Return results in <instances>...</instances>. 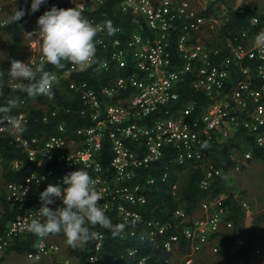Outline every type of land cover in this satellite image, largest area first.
Returning <instances> with one entry per match:
<instances>
[{
    "label": "built area",
    "instance_id": "2783aa9c",
    "mask_svg": "<svg viewBox=\"0 0 264 264\" xmlns=\"http://www.w3.org/2000/svg\"><path fill=\"white\" fill-rule=\"evenodd\" d=\"M32 2L0 0V26L17 9L30 16L24 30L25 50L19 61L33 66L39 63L42 52L37 22L52 7H78L101 30L95 38L96 56L87 70L79 71L68 61H62L63 68L52 65L49 70L57 78L51 90L64 87L72 92L78 104L76 111L89 120L88 124L76 126L60 121L54 133L24 137L10 131L8 124L0 120V139L21 143L24 152L23 159H10L9 167L18 170L33 166L22 179L4 182L1 193L12 215L0 233V252L21 237L32 235V249L25 253L26 258L44 260L59 253L58 242L49 236L38 238L28 231V225L32 219H43L38 213L40 194L49 184L68 186L63 183L67 174L57 173L56 168H75L87 171L94 180L101 195L100 206L107 217H116L112 224H126L119 238L135 236L140 244L156 245L157 238L175 225L179 232L162 239V247L176 252L180 239H184L189 252L182 261L189 264L211 234L224 225L232 226L226 218L222 196L201 199L198 215L178 207L174 217L181 219L166 221L144 218L148 191L158 179L167 178L172 164L196 160L203 169L199 186L207 188L221 168L206 159L201 147L204 137L224 139L240 126L257 145H264V49L255 47L259 31L251 29L260 23L259 16L251 15L247 26L238 32L221 30L228 8L260 11L264 0H45L34 13ZM105 21H111L114 34H108ZM243 61L247 64L243 65ZM235 62L244 77L230 94L224 93ZM254 81H259L257 87L252 85ZM23 82L10 76L7 79L12 89ZM186 86L193 92L201 91L212 102L196 109V99L183 94ZM35 101L21 97L19 108L11 115L24 124L28 118L24 107ZM62 106L43 112L41 120L46 122L50 116L58 115ZM62 109L66 112L69 106ZM1 147L0 141V167ZM250 157V152L244 153V159ZM159 161L164 162L160 175L149 173L159 167ZM240 168V162L233 166L236 171ZM177 178L170 185L172 194L179 185ZM59 205L62 201L57 199L49 207ZM241 206L244 212L249 211L245 199ZM103 238L101 232L95 249L101 247ZM244 242L245 238L239 236L233 244L240 246ZM253 250L243 264H254L256 258L264 262V246L256 245ZM137 251L138 245L127 251L133 264H153L148 254L135 256ZM89 261L95 264L96 256L90 255Z\"/></svg>",
    "mask_w": 264,
    "mask_h": 264
},
{
    "label": "trees",
    "instance_id": "16d2710c",
    "mask_svg": "<svg viewBox=\"0 0 264 264\" xmlns=\"http://www.w3.org/2000/svg\"><path fill=\"white\" fill-rule=\"evenodd\" d=\"M108 9V8H107ZM253 14H257L260 19V23L254 26L253 30L258 28V31L264 30V26L261 25L264 21V8L260 11L249 10L245 8H228L226 11L227 19L222 25L221 30H232L233 32L240 31L248 24L249 17ZM11 17V16H10ZM9 17V19H10ZM30 16L24 15L16 23H6L0 26V30L9 34L10 46L8 54L5 58L0 60V106H4L6 101L10 98L20 99L26 97L27 100H31L33 97H29L26 93L17 89H12L7 84L9 77L8 71L11 68L12 60H20L25 44L21 45V36L24 37V43L26 40L25 28L29 24ZM260 26V27H259ZM223 55H221L222 57ZM243 65L247 64L246 61L242 62ZM52 65L47 64L45 70L49 71ZM243 74L240 71V65L232 63L231 65V78L226 82L224 93L230 94L240 79H243ZM23 83H27L24 81ZM254 87L259 85V81H254L252 84ZM54 94L53 99H49L47 96L38 95L34 97L36 100L33 103L27 104L24 109H27V121L23 124L24 131L21 133L24 137L41 136L49 133H54L56 129V123L64 121L66 124L84 125L88 124L87 118L80 117L76 111L78 104L76 103L75 95L62 87L61 89L51 90ZM184 96H188L196 99V109H200L202 106L212 102V98L207 97L201 91L193 92L187 86L183 90ZM264 98V92H263ZM69 106L68 111H63L62 107L59 108L58 115L50 116L46 122L41 120V114L52 109L56 105ZM60 107V106H59ZM19 106L12 109L11 113L16 111ZM10 113V114H11ZM2 115V114H0ZM1 152L3 156L2 162V178L3 181H15L22 179L29 170L33 167L22 166L18 170H12L9 167V161L12 158H24V152L22 144L19 142H13L6 137H1ZM207 142L210 147L203 148L202 145ZM201 147L206 151V159L212 162L215 166L221 168V173L215 177L213 181L207 186V188H201L199 181L203 176V169L199 160L188 162L184 165L172 164L168 169V176L164 181L157 180V183L153 185L152 189L148 191V200L145 205L144 218L159 217L166 221L180 220V216L174 217V212L178 207H181L187 213H193L199 201L203 198H216L222 196V204L226 208V218L232 221V226L224 225L222 229L214 234H211L209 241H213L214 237H218L219 241L216 243V251L218 259L212 264H238V261L242 263L246 262L249 257L253 255V248L259 244L258 241L264 240V233L260 232L257 228L260 222L264 220V210H262L257 216L251 219L249 225L244 224V211L239 201L236 199L234 193L229 190L225 177L230 168L235 163L233 151L249 150L251 157L264 162V145H257L252 136L249 135L245 129L238 127L233 135L224 139L219 137L203 138ZM162 161L158 162L157 169H150L148 172L154 175H160L163 170ZM77 169H64L56 168L57 173L69 174ZM183 171L184 180L178 185L174 194L170 191V185L176 180L178 171ZM0 233L3 231L6 222L12 215L10 209L7 208L3 201V195L0 193ZM62 206V205H59ZM58 207V206H57ZM56 208V207H55ZM55 208H53L55 210ZM193 211V212H192ZM111 222L116 221V217L109 216ZM179 223V221H178ZM88 227L98 233L103 232L104 238L102 245L99 249L94 248L96 240L89 241L86 244H82V248H72L68 246V251L71 254L77 256V264H92L89 261L90 255L96 256L95 264H133L132 256L128 255V249L131 246L138 245V251L135 256L139 254H148L149 260L153 264H184L175 262V257L183 255L189 252V246L184 239H180L178 244V250L176 252L166 251L162 247V239L166 238L169 233L179 232V227L175 225L171 226L163 235L157 238L156 245L148 244L147 242L138 241L137 237L113 238L111 232L108 229L102 228L99 225ZM58 236H65L63 232L55 235H49L51 239H55ZM243 236L245 242L236 246L234 240L236 237ZM32 235H26L9 244L2 250L1 253L7 254L15 252L25 257V253L32 249L33 242ZM264 246V245H263ZM26 258V257H25ZM28 259V258H27ZM238 259V261H237ZM1 262V257H0ZM94 264V263H93ZM189 264H207L198 258H193Z\"/></svg>",
    "mask_w": 264,
    "mask_h": 264
},
{
    "label": "clouds",
    "instance_id": "9594fccd",
    "mask_svg": "<svg viewBox=\"0 0 264 264\" xmlns=\"http://www.w3.org/2000/svg\"><path fill=\"white\" fill-rule=\"evenodd\" d=\"M44 2L45 0H33L31 11H38ZM25 14V10L17 9L7 23H16ZM37 23L42 52L39 63L33 66L28 62L12 60L8 75L16 81H27L19 87L29 97L44 95L51 100L54 98L51 88L57 78L45 70L46 65L63 68L62 61H68L79 71L87 70L96 56L95 38L101 27L90 23L78 7H52L39 17ZM105 26L109 35L115 33L111 21H105ZM254 44L255 47L264 49V30L255 36ZM17 106L16 99H8L4 106H0V120L8 124L10 131L20 134L24 131V125L19 117L10 114ZM202 147L208 148L210 145L205 142ZM63 183L68 186L62 188L49 184L40 194L42 204L38 213L43 219H32L28 225L29 232L41 239L63 232L66 244L72 248L96 240L100 236V233L90 229L88 225H99L108 229L113 238L120 236L126 224L113 225L106 216L100 206L101 195L87 171L79 169L71 172L63 178ZM57 199L62 201V206L54 210L49 205L55 204Z\"/></svg>",
    "mask_w": 264,
    "mask_h": 264
},
{
    "label": "rangeland",
    "instance_id": "374dc122",
    "mask_svg": "<svg viewBox=\"0 0 264 264\" xmlns=\"http://www.w3.org/2000/svg\"><path fill=\"white\" fill-rule=\"evenodd\" d=\"M21 45H24V37L21 36ZM10 46V36L8 33L0 30V60L6 57L8 54V49ZM237 157L241 156V153L237 152L235 154ZM233 178H231V183H229L230 189L234 190L238 197L240 198V205L242 199H245L249 205V211L247 214L244 212V224L249 225L252 218L257 216L262 210H264V202L261 200V194L263 190L264 183V162L258 159L252 158L247 166L238 172L233 173ZM178 184L182 183L184 180V174L181 172L177 178ZM4 186V181L2 178V167H0V193L2 192ZM0 202V210H1ZM245 209V208H244ZM243 209V211H244ZM193 212V211H192ZM196 215L200 213L198 208H195L193 212ZM260 232L264 233V220L259 223L257 226ZM60 245V251L57 255H52L48 259L44 260H31L25 258L23 255H20L15 252H10L7 254L0 252L1 262L0 264H50L51 261H54L55 264H77V256L69 253L68 245L66 244V236H58L54 239ZM259 244L264 245V240L258 241ZM82 248V245L78 246ZM204 258L198 257V254L195 253L192 257L198 258L201 261L211 264L215 261L218 256L214 251L209 250L204 252ZM183 255L176 256L175 262H182Z\"/></svg>",
    "mask_w": 264,
    "mask_h": 264
},
{
    "label": "crops",
    "instance_id": "0c3cea01",
    "mask_svg": "<svg viewBox=\"0 0 264 264\" xmlns=\"http://www.w3.org/2000/svg\"><path fill=\"white\" fill-rule=\"evenodd\" d=\"M250 152L249 150H244V151H233V156H234V159H235V163L233 164V166L237 163V162H240V164H241V168H240V170H242L243 168H244V166H247L248 165V162L252 159V157H250L249 159H244V153L245 152ZM237 152H239V153H241V156L240 157H237L235 154L237 153ZM251 154V153H250ZM233 166L230 168V170L228 171V173H227V175H226V177H225V181H226V184H227V186H228V188H229V190L230 191H232L233 193H234V195H235V197H236V199L238 200V201H240V198L238 197V195L236 194V192L234 191V190H232V189H230V187H229V183H231V178H233L232 176H233V173L234 172H238V171H240V170H234L233 169ZM262 188H264V183H263V187ZM261 200L264 202V189L262 190V194H261ZM197 208L199 209L200 207H199V203H198V205H197ZM199 210H201V209H199ZM223 228V226L221 227V229ZM219 241V239H218V237H214V239H213V241H208L207 243H204L203 245H202V247L196 252L197 254H198V257H200V258H204L205 256H204V252H206V251H208L209 252V250H211V251H216V250H213V248L214 247H216V243ZM218 259V258H217ZM216 259V260H217ZM215 260V261H216ZM215 261H213L212 263H214ZM237 261H238V259H237ZM248 262V261H247ZM247 262H245V263H247ZM211 263V264H212ZM238 264H243L242 263V260H241V262L240 261H238ZM254 264H264V262H262L260 259H258V258H256V260H255V262H254Z\"/></svg>",
    "mask_w": 264,
    "mask_h": 264
}]
</instances>
